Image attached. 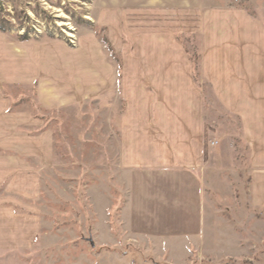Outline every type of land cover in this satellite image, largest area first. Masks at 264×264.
Returning a JSON list of instances; mask_svg holds the SVG:
<instances>
[{"label":"crops","instance_id":"crops-1","mask_svg":"<svg viewBox=\"0 0 264 264\" xmlns=\"http://www.w3.org/2000/svg\"><path fill=\"white\" fill-rule=\"evenodd\" d=\"M100 10L101 23L115 24L111 42L122 54L120 68L102 50L85 43L86 48L75 52L59 53L46 44L4 55L0 249L29 248L39 232L37 215L15 206L19 200H37L39 169L53 162L52 136L49 131L38 134V121L30 114L10 112L11 100L2 96L6 84H36L46 108L120 89L125 110L120 115L119 166L128 175V231L163 244L171 264L189 262L193 250L210 258L205 248L212 236L204 223L202 181L197 175L204 157L203 97L191 63L170 30L131 38L130 47L121 38L127 15L108 5ZM200 31L202 78L225 110L240 120L248 152L250 204L263 209L264 25L240 9L210 8L201 13ZM222 243L223 254L234 256V244L227 238ZM213 257H221L219 251Z\"/></svg>","mask_w":264,"mask_h":264},{"label":"rangeland","instance_id":"rangeland-1","mask_svg":"<svg viewBox=\"0 0 264 264\" xmlns=\"http://www.w3.org/2000/svg\"><path fill=\"white\" fill-rule=\"evenodd\" d=\"M103 5L127 15L121 38L130 47L131 38L150 31L175 33L202 92L204 157L197 175L204 223L212 236L204 250L210 258L193 250L185 264H264V208L255 210L250 204L240 120L225 110L202 78L200 31L201 13L210 8L240 9L264 25V0H0V66L5 53L31 45L49 44L65 53L89 44L120 68L122 54L111 42L115 24L99 19ZM36 86L2 88V96L11 100L10 112L30 114L38 121V134L51 133L53 162L39 169L37 200H19L15 206L39 218L32 246L0 249V264H171L163 244L136 238L127 229L128 175L119 166L120 115L125 110L120 89L46 108ZM226 238L234 244V256L222 252ZM215 251L221 257L214 258Z\"/></svg>","mask_w":264,"mask_h":264},{"label":"trees","instance_id":"trees-1","mask_svg":"<svg viewBox=\"0 0 264 264\" xmlns=\"http://www.w3.org/2000/svg\"><path fill=\"white\" fill-rule=\"evenodd\" d=\"M0 26H1V27H0V29H1V30H3V29H4V27H3L2 25H0ZM23 36L25 37L26 35H23Z\"/></svg>","mask_w":264,"mask_h":264}]
</instances>
